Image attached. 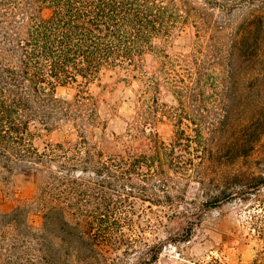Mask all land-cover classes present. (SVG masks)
Here are the masks:
<instances>
[{
  "label": "rangeland",
  "instance_id": "obj_1",
  "mask_svg": "<svg viewBox=\"0 0 264 264\" xmlns=\"http://www.w3.org/2000/svg\"><path fill=\"white\" fill-rule=\"evenodd\" d=\"M212 11L220 31L200 38L186 23L158 40L178 59L176 72L184 78L192 75L195 96L188 100L178 102L161 80L143 97L145 77L157 72V59L148 51L133 66L104 69L88 82L56 86L59 96H72L78 89L93 96L96 121L86 125V137L103 156H151L155 132L167 143L179 140L174 153L195 162L193 170L184 162L186 176L169 181L178 190L169 189L167 202L151 201L154 189L146 176L116 182L117 191L103 202L106 207L99 206L115 220L94 232L96 249L88 245L78 264H253L264 250V32L254 24L248 38L238 40L240 13ZM238 41L244 42L242 50H236ZM180 106L186 113L177 120L172 112ZM78 134L71 124L59 122L50 130L40 129L34 144L43 149L74 142ZM204 156L209 162H202ZM46 180L43 170L0 180V213L27 204L34 234L20 247H11L20 235L0 228V264L8 258L23 264L42 261L44 253L35 241L43 228L37 198ZM89 208L96 210L93 204Z\"/></svg>",
  "mask_w": 264,
  "mask_h": 264
},
{
  "label": "trees",
  "instance_id": "obj_2",
  "mask_svg": "<svg viewBox=\"0 0 264 264\" xmlns=\"http://www.w3.org/2000/svg\"><path fill=\"white\" fill-rule=\"evenodd\" d=\"M213 9L240 13L243 27L238 40H246L254 24L264 32V0H0V180L16 172L47 173L37 198L43 228L35 239L44 256L31 264H78L88 245L96 249L94 232L115 220L99 206H105L110 192L117 191L116 182L146 176L153 184L151 201L167 202L169 189L178 190L169 181L186 176L184 166L193 170L195 165L192 156L180 160L174 153L179 140L167 143L155 132L151 156H103L86 137V125L96 121L93 96L82 89L59 96L56 86L88 82L104 69L133 66L148 51L157 59V72L145 77L143 97L148 95L146 89L155 91L161 80L178 102L188 100L195 96L192 75L184 78L176 72L178 59L170 57L158 40L186 23L200 38L220 31ZM243 41H238L236 50L243 49ZM182 107L172 112L177 120L186 113ZM186 119L197 125L194 118ZM59 122L76 128L77 140L39 149L35 135ZM195 132L198 144L204 143L200 126ZM203 161L209 158L204 156ZM92 204L96 210L89 208ZM29 212L28 205L22 204L0 213V228L20 235L11 247H20L34 235ZM258 256L253 264H264V250ZM6 264L23 263L8 258Z\"/></svg>",
  "mask_w": 264,
  "mask_h": 264
}]
</instances>
